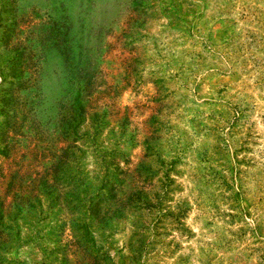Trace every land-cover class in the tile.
<instances>
[{
    "label": "rangeland",
    "instance_id": "374dc122",
    "mask_svg": "<svg viewBox=\"0 0 264 264\" xmlns=\"http://www.w3.org/2000/svg\"><path fill=\"white\" fill-rule=\"evenodd\" d=\"M0 264H264V0H0Z\"/></svg>",
    "mask_w": 264,
    "mask_h": 264
}]
</instances>
